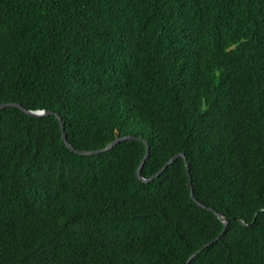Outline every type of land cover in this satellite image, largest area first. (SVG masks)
Listing matches in <instances>:
<instances>
[{
  "label": "trees",
  "instance_id": "trees-1",
  "mask_svg": "<svg viewBox=\"0 0 264 264\" xmlns=\"http://www.w3.org/2000/svg\"><path fill=\"white\" fill-rule=\"evenodd\" d=\"M7 102L190 178L2 108L0 264H264V0H0Z\"/></svg>",
  "mask_w": 264,
  "mask_h": 264
},
{
  "label": "water",
  "instance_id": "water-1",
  "mask_svg": "<svg viewBox=\"0 0 264 264\" xmlns=\"http://www.w3.org/2000/svg\"><path fill=\"white\" fill-rule=\"evenodd\" d=\"M11 106H14V107H18L20 108L22 111H24L25 113L29 114V115H33V116H43V115H48V114H54L57 119H58V122L60 124V129H61V138L63 140V142L65 143V145L71 149L72 151L76 152V153H80V154H85V155H91V154H95V153H99V152H103V151H106V150H109L114 144H116L118 141H121V140H125V139H138V140H141L144 142L145 144V152H144V155L138 165V168H137V171H136V175L137 177L141 180V181H144V182H147V181H150L151 179H153L155 176H157L162 170H164L166 168L167 165H169L170 163H172L176 158H182L184 160V163H185V166L187 168V172H188V163L186 161V158L184 156L183 153H176L175 155H173L172 157H170L165 163L164 165L153 175L149 176V177H143L140 173V170H141V167L149 153V146L147 144V141H145L144 139L142 138H136L135 136H132V135H124V136H120V137H116L115 139L111 140L110 142H108L105 146L99 148V149H94V150H79V149H76L74 147H72V145L67 141L66 139V135H65V132H64V125H63V122L61 121V118L60 116L57 114V113H54L52 111H49V110H45V109H36V110H30V109H26L24 106L18 104V103H15V102H7V103H1L0 104V109L2 108H5V107H11ZM188 175H189V178H190V174L188 172ZM191 181V179H190ZM190 196L193 198V200L200 206L202 207H206L203 203H201L200 201L196 200V198H194L193 196V191H192V185L190 183ZM209 210H213L212 208H209ZM214 211V210H213ZM214 213L216 214V216L218 217V219L220 220V222H222L223 224V228H222V231L221 233L225 230L226 228V224L227 222L229 221V219L227 217H225L224 215L218 213L217 211H214ZM210 242H207L205 245H208ZM199 251V250H198ZM198 251H196L195 253H193L189 258L188 260L194 256ZM187 260V262H188ZM186 262V264H187Z\"/></svg>",
  "mask_w": 264,
  "mask_h": 264
}]
</instances>
